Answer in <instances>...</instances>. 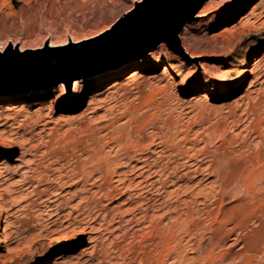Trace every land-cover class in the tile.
<instances>
[{"label":"rangeland","instance_id":"374dc122","mask_svg":"<svg viewBox=\"0 0 264 264\" xmlns=\"http://www.w3.org/2000/svg\"><path fill=\"white\" fill-rule=\"evenodd\" d=\"M138 1L0 0V60L31 76L0 88L3 96L63 92L74 72L142 56L95 89L83 84L70 103L59 90L0 100V264H182L178 254L240 264L236 237L263 250L264 0H205L178 32L179 50L162 41L141 55V37L31 71L40 56L77 54L112 37ZM139 153L171 177L139 175L131 169ZM258 253L250 264H264Z\"/></svg>","mask_w":264,"mask_h":264},{"label":"water","instance_id":"95a60500","mask_svg":"<svg viewBox=\"0 0 264 264\" xmlns=\"http://www.w3.org/2000/svg\"><path fill=\"white\" fill-rule=\"evenodd\" d=\"M205 0H140L123 18H120L113 29H119L112 37L96 44L84 51L73 55L40 56L30 66L31 71L46 69L69 63L75 58H82L89 54H99L104 51L118 49L122 41L144 39L141 55L152 50L158 43L164 41L171 47L179 50L178 32L181 27L193 19L194 14L201 8ZM146 33H148L147 36ZM149 34H152L149 35ZM124 44V43H123ZM52 57V58H50ZM54 57V59H53ZM7 60H0V82L23 76L20 70L4 67ZM25 75V74H24ZM30 76L29 74H27ZM72 79H68L66 91Z\"/></svg>","mask_w":264,"mask_h":264},{"label":"bare ground","instance_id":"6f19581e","mask_svg":"<svg viewBox=\"0 0 264 264\" xmlns=\"http://www.w3.org/2000/svg\"><path fill=\"white\" fill-rule=\"evenodd\" d=\"M112 32V31H111ZM111 32H109V33H111ZM75 41V40H74ZM180 43H181V45H182V48H183V50H184V52H186L187 54H189L190 56H192V54H191V52H190V50H189V46H188V44L185 42V40H184V37L181 35L180 36ZM139 57H142V56H139ZM139 57H137V59H140ZM137 59H135V58H132V57H129L128 55L127 56H123L121 59H119L118 61H116V62H114V63H111V64H107V65H105L102 69H100V70H97V71H89V72H86L85 74H83L82 73V75H81V73H79V72H74V74L73 75H75V77L74 78H72V81L70 82V85H69V88H68V90L66 91V89H65V91H60L59 89H56V88H52V87H46V88H44V89H39V90H29L28 92H17V93H8V94H6V95H2L1 93H0V100L1 99H11V98H13V99H16V98H28V97H35V96H40V95H44V94H49V93H52V92H55V91H57V90H59L61 93H62V102L63 103H70V102H72V101H74V100H76L77 98H78V96L80 95V92H81V87H82V85L83 84H85V83H88L89 85H91V88L92 89H95V88H97L103 81H105L107 78H109L110 76H112V75H115V74H117V73H119V72H121V71H123L124 69H127V68H129V67H131V66H133L134 64H133V62L132 61H135V60H137ZM145 60H147V61H151V59H152V54H147V56H145V58H144ZM259 65V64H258ZM257 67V66H256ZM263 67H264V65H263ZM256 69V68H255ZM243 76H244V74H243ZM25 78V77H28V78H25V79H22V78ZM16 78H18V80H16ZM31 78V76H28V75H23V76H19V77H15V78H12V79H10L8 82H0V88H2V87H7V86H20V82H23V81H25V80H28V79H30ZM253 81V80H252ZM261 91V90H260ZM160 92V91H159ZM93 101V100H92ZM95 101V100H94ZM92 103V102H91ZM97 105V104H96ZM100 105V104H99ZM92 106V105H91ZM101 106V105H100ZM98 107V106H97ZM105 107V106H104ZM96 108V107H95ZM94 107H93V109H95ZM99 109V108H98ZM105 109H106V107H105ZM245 110V109H244ZM105 112V111H104ZM209 113V112H208ZM115 114V113H114ZM245 116V115H244ZM130 118V117H129ZM235 118V117H234ZM133 120V119H132ZM235 120V119H234ZM261 120V119H260ZM256 122V121H255ZM106 124V123H105ZM247 124V123H246ZM175 126V125H174ZM120 127V126H119ZM251 127V126H250ZM243 129V128H242ZM258 130V129H257ZM263 130V129H262ZM176 131V130H175ZM161 132V131H160ZM179 132H180V130H179ZM218 132V131H217ZM155 133V132H154ZM164 133V132H163ZM177 133V132H176ZM213 133V132H212ZM221 133V132H220ZM183 134V133H182ZM168 135H170L169 133H168ZM161 136V135H160ZM211 136V135H210ZM88 137V136H87ZM114 137V136H113ZM173 137V136H172ZM179 137V136H178ZM93 139V138H92ZM165 139V138H164ZM163 139V140H164ZM181 139V138H180ZM188 139H189V137H188ZM107 140H108V138H107ZM129 140V139H128ZM151 140V139H150ZM130 141V140H129ZM116 142V141H115ZM123 142V141H122ZM158 142L160 143L161 142V139H160V141L158 140ZM174 142V141H173ZM107 143V142H106ZM149 143V142H148ZM137 144V143H136ZM125 145V144H124ZM157 145V144H156ZM82 146V145H81ZM130 146V145H129ZM84 147V146H83ZM93 148V147H92ZM132 149V148H131ZM133 150V149H132ZM135 150V149H134ZM152 151V150H151ZM118 152V151H117ZM97 153V152H96ZM136 153V152H135ZM79 154V153H78ZM140 154V153H139ZM137 155V154H136ZM141 155V154H140ZM264 155V154H263ZM127 156V155H126ZM139 156V155H138ZM136 156V158H135V160H136V163L137 164H135V165H133L132 166V168L131 169H134L135 168V166H136V169H140V172L138 173L139 175H141V174H143L145 171H148V173H147V175L148 176H155V175H164L165 177H171V175H170V173L169 172H171V169H170V171H169V168L170 167H167L168 168V173H167V171L166 172H163V171H165V170H163L162 171V169H164L163 167H165V165L162 167V169H160V170H157V169H155V163H157L155 160V163L154 162H152V163H149V161H148V158H146V157H143L142 155L141 156ZM148 156V155H147ZM161 156V155H160ZM96 157V156H95ZM125 157V156H124ZM128 157V156H127ZM253 157H254V155H253ZM110 159V158H109ZM125 159V158H124ZM134 159V158H133ZM119 159H114V161H118ZM164 160V159H163ZM186 160V159H185ZM198 160V159H197ZM110 161H112V163H113V160L111 159ZM119 162V161H118ZM117 162V163H118ZM166 162V161H165ZM164 162V163H165ZM104 163V165L106 164V163H108L107 161H105V162H103ZM169 163V162H168ZM94 164V163H93ZM97 164V163H96ZM109 164V163H108ZM113 164H115V162L113 163ZM166 164H167V162H166ZM91 165V164H90ZM116 165V164H115ZM132 165V164H131ZM67 166V165H66ZM87 166V165H86ZM100 166V165H99ZM99 166H98V168H99ZM108 165H106V167H107ZM158 166V165H157ZM160 166V165H159ZM158 166V167H159ZM62 167V166H61ZM161 167H159V168H161ZM101 168V167H100ZM99 168V169H100ZM180 168V167H179ZM165 169H166V167H165ZM200 169V168H199ZM85 170V169H84ZM102 170V169H101ZM167 170V169H166ZM86 171V170H85ZM112 171V170H111ZM101 172V171H100ZM106 172V171H105ZM184 172V171H183ZM250 172V171H249ZM263 172V171H262ZM260 173V172H259ZM137 174V175H138ZM251 174V173H250ZM22 175V174H21ZM101 174H99V176H100ZM138 175V176H139ZM264 175V174H263ZM104 176H107L106 175V173H105V175ZM252 176V175H251ZM57 177V176H56ZM146 178V177H145ZM244 178V177H243ZM243 178H241V180L243 179ZM248 178H251L252 180H253V176L252 177H248ZM256 178L258 179V177H255V180H256ZM263 178V177H262ZM22 179V178H21ZM78 179V178H77ZM97 180H98V178H96ZM157 179H160V178H157ZM157 179H156V181H157ZM58 180V179H57ZM61 180V179H60ZM121 180V179H120ZM155 180V179H154ZM162 180V179H161ZM170 180V179H169ZM259 180V179H258ZM258 180H256V181H258ZM261 180V179H260ZM59 181V180H58ZM65 181V180H64ZM77 181V180H76ZM109 181V180H108ZM117 181V180H116ZM254 181V180H253ZM256 181H254V182H256ZM264 181V180H263ZM235 182V181H234ZM251 182V181H250ZM216 183V182H215ZM248 183H249V179H248ZM253 183V182H252ZM251 183V184H252ZM29 184V183H28ZM91 184V183H90ZM130 184V183H129ZM51 185V184H50ZM126 185V184H125ZM128 185V184H127ZM247 185V184H246ZM245 185V186H246ZM163 186H164V184H163ZM253 186V185H252ZM120 187V186H119ZM125 187V186H124ZM123 187V188H124ZM141 187V186H140ZM158 187V186H157ZM162 187V186H161ZM249 187V186H248ZM251 187V186H250ZM118 188V187H117ZM155 188V187H154ZM246 188V187H245ZM156 189V188H155ZM158 189V188H157ZM162 189V188H161ZM221 189V188H220ZM224 189V188H223ZM53 190V189H52ZM147 190V189H146ZM210 190V189H209ZM227 190V189H226ZM229 190H230V188H229ZM100 191V190H99ZM165 191V190H164ZM167 191V190H166ZM185 191V190H184ZM213 191V190H212ZM151 192V191H150ZM156 192V191H155ZM160 192V191H159ZM163 191H161V193H162ZM176 192V191H175ZM223 192V191H222ZM227 192V191H226ZM231 192V191H230ZM52 193V192H51ZM203 193V192H202ZM159 195V194H158ZM158 195H156L157 197H158ZM167 195V194H166ZM210 195V194H209ZM231 195H233V194H231ZM250 195V194H249ZM260 195V194H259ZM168 196H169V193H168ZM245 196V195H244ZM253 196V195H252ZM162 197V196H161ZM206 197V196H205ZM151 198V197H150ZM162 199H164V198H162ZM176 199V198H175ZM175 199H174V201H175ZM208 199V198H207ZM220 199V198H219ZM251 199V198H250ZM140 200V199H139ZM146 200V199H145ZM144 200V201H145ZM157 200V198L155 197L154 198V202ZM164 201H166L165 199H164ZM249 201V200H248ZM262 201V200H261ZM140 202V201H139ZM139 202H137V203H139ZM152 202V201H151ZM168 202V201H167ZM185 202V201H184ZM142 203H143V201H142ZM160 203H162V201L160 202ZM165 203V202H164ZM163 203V204H164ZM170 203V202H169ZM219 203V202H218ZM42 204V203H41ZM147 204V203H146ZM157 204H158V201H157ZM162 205V204H161ZM160 205V206H161ZM166 205L168 206V203H166ZM169 205H171V204H169ZM173 206L175 205V204H172ZM157 206V205H156ZM164 206H165V204H164ZM242 206V205H241ZM158 207H159V205H158ZM145 208V207H144ZM143 208V209H144ZM147 208V207H146ZM168 208V207H167ZM170 208V207H169ZM180 208V207H179ZM181 208H182V206H181ZM140 209V208H139ZM158 209V208H157ZM165 209V208H164ZM171 209H174V207H171ZM171 209H168V211H166V212H168L169 213V210H171ZM193 209V208H192ZM57 209L55 208V211H56ZM82 210V209H81ZM142 210V209H141ZM167 210V209H166ZM190 210V209H189ZM194 210V209H193ZM196 210V209H195ZM262 210V209H261ZM146 211V210H145ZM171 211H173V210H171ZM81 212V211H80ZM177 212V211H176ZM176 212H174V214L176 213ZM2 213H3V207L0 205V222H1V220H2V217H3V215H2ZM82 213V212H81ZM144 213V212H143ZM142 213V214H143ZM150 213V212H149ZM179 213V212H178ZM177 213V214H178ZM182 213V212H181ZM77 214H78V211H77ZM159 214V213H158ZM166 214V213H165ZM184 214V213H183ZM53 215H57V213H53ZM141 215V214H140ZM146 215V214H145ZM176 215V214H175ZM248 215V214H247ZM149 216V215H148ZM168 216V215H167ZM166 216V217H167ZM173 216V215H172ZM177 216V215H176ZM176 216H174V217H176ZM186 216V215H185ZM236 216V215H235ZM94 217V216H93ZM143 217V216H142ZM157 217V216H156ZM159 217V216H158ZM169 217H171V216H169ZM182 217H184V216H182ZM190 217V216H189ZM204 217H207V216H204ZM215 217V216H214ZM263 217V216H262ZM173 218V217H172ZM177 218V220H178V218L180 219L181 217H176ZM175 218V219H176ZM185 218V217H184ZM64 219V218H63ZM174 219V218H173ZM208 219V218H207ZM61 220V219H60ZM72 220H73V218H72ZM79 220V219H78ZM142 220V219H141ZM264 220V219H263ZM189 221V220H188ZM192 221V220H191ZM247 221V220H246ZM68 222H70L71 223V221H68ZM81 222V221H80ZM83 222V221H82ZM178 221H176V223H177ZM184 222V221H183ZM154 223V222H153ZM173 223H175V221H173ZM190 223V222H189ZM12 224V223H11ZM170 224V223H169ZM9 225V223H8V221H6L5 220V227H7ZM154 225V224H153ZM174 225V224H173ZM234 225H235V223H234ZM152 226V225H151ZM156 227V226H155ZM165 227V226H164ZM193 227V226H192ZM161 228V227H160ZM163 228V227H162ZM175 228H176V226H175ZM185 228V227H184ZM215 228V227H214ZM116 229V228H115ZM186 229H188V228H186ZM157 230H159V229H157ZM169 230H171V229H169ZM172 230H174V229H172ZM233 230V229H232ZM262 230V229H261ZM180 231V230H179ZM183 231V230H182ZM208 231V230H207ZM184 233H183V235L184 234H186L187 233V230H186V233H185V230L183 231ZM194 232V231H193ZM198 232V231H197ZM213 232V231H212ZM164 233V232H163ZM172 233V232H171ZM176 233V232H175ZM178 233V232H177ZM257 233V232H256ZM160 234V233H159ZM180 234V233H179ZM190 234V233H189ZM201 234V233H200ZM212 234V233H211ZM259 234V233H258ZM155 235V234H154ZM166 235V234H165ZM169 235H171L172 236V234H169ZM195 235H197V234H195ZM160 236H162V235H160ZM190 236V235H189ZM189 236H187V237H189ZM225 236V235H224ZM240 236V235H239ZM175 237V236H174ZM200 237V236H199ZM233 237V236H232ZM163 238V237H162ZM171 238H173V237H171ZM177 238V237H176ZM175 238V239H176ZM190 238V237H189ZM223 238V237H222ZM234 238V237H233ZM239 238L240 237H236L235 239H233V240H235V241H239L240 242V247L239 248H242V249H244L245 251L241 254V263L240 264H250L251 262H252V260H253V258L255 257V255L258 253V252H261L260 254H261V258H263L264 259V239H262L263 240V242H262V244H263V250L261 249V248H258V247H256V246H258V245H260L261 244V242L259 243V244H257L256 246H252V247H250L249 245H248V243L245 241V240H242L243 238H241L240 240H239ZM156 239V238H155ZM179 239V238H178ZM187 239V238H186ZM191 239V238H190ZM219 239H221V238H219ZM246 239V238H245ZM256 239V238H255ZM172 240H174V239H172ZM171 240V241H172ZM200 240V239H199ZM5 241V237L3 236V234H1V236H0V243H3ZM187 241V240H186ZM186 241H184V242H186ZM191 241V240H190ZM157 242V241H156ZM215 242V241H214ZM152 243V242H151ZM198 243V242H197ZM257 243V242H256ZM181 244H184V243H181ZM191 244V243H190ZM222 244V243H221ZM170 246V245H169ZM204 246V245H203ZM259 247H261V245L259 246ZM181 248V247H180ZM200 248V249H199ZM171 249V248H170ZM197 249L200 251V253H205V255H206V261H207V263H209V262H213L214 260H215V256H214V254H212L213 252H211V249L210 248H208L207 250H203V249H201V247H200V244L197 246ZM216 249V248H215ZM195 252V251H194ZM175 253H177L176 251H175ZM159 254V253H158ZM259 254V253H258ZM116 255H118V254H116ZM178 257H179V259L180 260H182L183 261V259H184V261H187L188 263L187 264H192V263H194V261L192 260V259H189V261L188 260H186V259H188V258H184V256L182 255V254H178L177 255ZM196 256V255H195ZM221 256V258H219V259H225L226 258V254H222V255H220ZM111 257V256H110ZM205 258V257H204ZM239 259V258H238ZM262 259V260H263ZM165 260V259H164ZM179 260V261H180ZM171 261V260H170ZM181 261V262H182ZM183 261V262H184ZM230 262H231V260H229ZM228 261V262H229ZM111 262V261H110ZM183 262H182V264H183ZM234 262V261H233ZM186 263V262H185ZM121 264V263H120ZM138 264V263H137ZM195 264V263H194ZM257 264V263H256Z\"/></svg>","mask_w":264,"mask_h":264},{"label":"snow or ice","instance_id":"6c2138e0","mask_svg":"<svg viewBox=\"0 0 264 264\" xmlns=\"http://www.w3.org/2000/svg\"><path fill=\"white\" fill-rule=\"evenodd\" d=\"M102 31H103V29H102ZM0 51H2V50H0Z\"/></svg>","mask_w":264,"mask_h":264}]
</instances>
